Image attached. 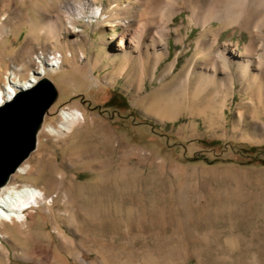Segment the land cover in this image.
Segmentation results:
<instances>
[{
    "label": "rangeland",
    "instance_id": "374dc122",
    "mask_svg": "<svg viewBox=\"0 0 264 264\" xmlns=\"http://www.w3.org/2000/svg\"><path fill=\"white\" fill-rule=\"evenodd\" d=\"M110 1L97 4L106 9ZM188 5L178 4L161 63L146 61L145 49L132 53L134 61L117 79L111 63L121 61L115 30L80 19L77 29L48 40L36 22L62 14L65 0H0L1 86L13 70L25 79L41 53H63L67 45L76 55L80 48L84 53V59H63L60 70L45 77L58 97L43 127L57 128L64 110L82 112L84 124L63 138L42 133L41 126L36 149L23 163L32 173H15L9 183L44 188L48 205L28 213L24 227H3L8 235L0 237V264H264V150L248 156L243 149L264 146V89L250 91L234 79L225 110L230 126L236 109L248 112L254 102V121L260 124L240 134L261 138L260 144L213 138L205 117L211 125L223 111L210 116L214 97L208 89L199 92L197 103L195 89H175L189 68L195 79L204 73V62L195 58L202 29L191 24ZM207 29L219 36L217 47L239 41V52L251 35L215 21ZM203 42L205 58L209 39ZM96 55L103 60L94 66ZM139 58L145 60L144 72ZM113 92L116 108H104ZM153 104L158 110L160 105L186 110L165 125L144 112ZM194 104L207 113L197 114ZM247 116L244 128L251 123ZM210 140L217 143H203ZM93 157L100 167L91 163ZM229 240L235 243L226 244Z\"/></svg>",
    "mask_w": 264,
    "mask_h": 264
},
{
    "label": "bare ground",
    "instance_id": "6f19581e",
    "mask_svg": "<svg viewBox=\"0 0 264 264\" xmlns=\"http://www.w3.org/2000/svg\"><path fill=\"white\" fill-rule=\"evenodd\" d=\"M65 1V11L62 14L52 19L37 20L36 25L39 30L45 31L46 39H53L55 34L60 35L62 32L77 29L80 19L87 21L89 25L91 22H95V26L99 29L115 30L114 40L117 42V52L121 56V61L118 64L113 61L111 63L114 77L118 79L124 77L130 63L134 61L131 57L132 53H141L145 49L146 61L153 58L157 65L167 56L165 49L170 36V25L180 12L179 2L184 0H111L106 9L102 5H98L97 0ZM185 1L189 4L191 24L202 29L201 39L197 41L195 47V58L196 60L202 59L201 61L204 62V73L195 79L192 77V68H189L175 89H195L192 95L194 103L199 98V92L204 89H234V79L244 84V89L250 91L264 89V0ZM120 2L127 4L123 8L117 9ZM214 21L223 25L224 28L241 27L248 29L251 35L243 52L238 51L239 41L236 45L224 44L217 47L219 36L212 34L207 29ZM117 28L119 31H116ZM80 32L82 30L72 33ZM206 38L209 39L210 47L205 53L210 55L204 58L202 56L204 54H201L203 50H201V45H206V42H203ZM179 41L181 40L178 39L177 42ZM101 44L105 45L103 41ZM62 49L63 53L55 52L48 56L43 55V53L37 55L34 60V69L28 72L25 79H21L15 70L11 72V78L6 76L4 83L2 86L0 85V106L11 100L18 90L30 88L39 79L55 74L60 70L63 59L70 58L74 61L84 59L81 48L78 50V55L70 49L69 45ZM107 56L111 57L112 55L108 54ZM102 60L103 57L96 55L93 65L97 66ZM137 62L142 69L141 71L144 72L145 60L139 58ZM174 67L175 64L171 65L167 72L172 73ZM221 74L224 75L222 79L219 77ZM142 77H138L139 83H142ZM168 99L172 103L179 104L177 98L168 96ZM224 105V102L219 103L213 98L209 107L210 116L220 114ZM194 106L197 114L207 113L202 107L195 104ZM147 111L161 115L163 110L156 109L155 104H153L149 106ZM60 121L57 128L50 125L43 127L42 125V133L63 138L84 124V115L78 110H64L60 114ZM23 163L15 173L28 176L32 173V166ZM47 199L45 189L32 184L19 186L8 182L0 188V237L8 235L3 231L6 224L12 226L19 224L24 227L28 213L34 212V209L47 206Z\"/></svg>",
    "mask_w": 264,
    "mask_h": 264
},
{
    "label": "water",
    "instance_id": "95a60500",
    "mask_svg": "<svg viewBox=\"0 0 264 264\" xmlns=\"http://www.w3.org/2000/svg\"><path fill=\"white\" fill-rule=\"evenodd\" d=\"M57 97V89L44 77L0 106V188L35 151L37 134Z\"/></svg>",
    "mask_w": 264,
    "mask_h": 264
},
{
    "label": "crops",
    "instance_id": "0c3cea01",
    "mask_svg": "<svg viewBox=\"0 0 264 264\" xmlns=\"http://www.w3.org/2000/svg\"><path fill=\"white\" fill-rule=\"evenodd\" d=\"M233 92H234V89H208L207 93L210 95V97H212V98L214 97L217 101H219V103L224 102V104H225V108L223 110L222 117L220 118L221 120H219L217 123L210 121L211 122V125H210L207 118L205 117L208 130L210 132H212L213 135H215V137H213V138L220 140V141H227L229 143L230 142L242 143V144H249V145L260 144L262 142L260 140L261 138L260 139L259 138H252V136H250V138H249L248 136H241V134H240L241 132H244V131L250 132L252 130L251 129L252 127L258 126L260 124V123H258V121H254L256 116L258 115V109L256 112L255 111L256 107H254V102L248 103V106H249L248 112L243 111V109L237 108L234 115H233L235 118V121L230 126L228 125L225 110L227 109L228 101L233 96ZM161 94L157 93L154 95H156V96L158 95L157 97H160ZM151 96H153V95H151ZM151 96H149L146 100L150 99ZM160 109H161V111L162 110L166 111L165 116H164V114H161V115L157 114L156 115V113L148 112L145 109H144V112L147 115H149L150 117H153V119H155L157 122H160L161 124L163 123L166 125V124H170L172 121L177 119L180 115H182L183 111L186 110V107H184L183 110L180 111L179 108H174V106L173 107H169V106L164 107L163 105H160ZM244 115H248L247 117H249V122H251L250 126H248V128H244V126H243ZM228 127L230 129H228ZM114 148L115 147H113V149ZM96 158L97 157H93V160L91 163H94L95 166L100 167L101 165L98 164L97 162H95ZM112 172L116 173L118 171L113 169ZM204 212H206V210H204ZM261 219L263 220L264 218H261ZM234 243L235 242L230 241V240L226 241V244H234ZM183 252H201V251L200 250H193V251H191V250L186 251L185 250Z\"/></svg>",
    "mask_w": 264,
    "mask_h": 264
},
{
    "label": "trees",
    "instance_id": "16d2710c",
    "mask_svg": "<svg viewBox=\"0 0 264 264\" xmlns=\"http://www.w3.org/2000/svg\"><path fill=\"white\" fill-rule=\"evenodd\" d=\"M117 100H118V96H117V94H115V92H113V94L111 95L109 100L104 104V108H116ZM206 142L217 143V142H214L213 140L203 141V143H206ZM243 149H244V151H246L245 152L246 154H249L248 156H251L252 154H256V152H257V154L262 152L264 150V146H261V147H258V148L257 147L256 148L255 147H250V148H247V149L246 148H243ZM260 163L264 165V159Z\"/></svg>",
    "mask_w": 264,
    "mask_h": 264
}]
</instances>
